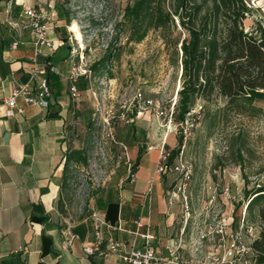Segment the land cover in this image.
<instances>
[{
  "label": "crops",
  "instance_id": "crops-1",
  "mask_svg": "<svg viewBox=\"0 0 264 264\" xmlns=\"http://www.w3.org/2000/svg\"><path fill=\"white\" fill-rule=\"evenodd\" d=\"M40 1L52 6L50 0H0V264H127L116 253L99 254L95 214L113 226H106L105 237L112 233L138 247L146 243L142 235L149 233L157 249L164 251L184 227L189 234L192 223L184 220L182 198L165 191V180L156 172L161 153L156 147L144 151L133 181L123 178L93 188L88 213L72 220L60 209L61 199L65 209L67 157L74 149H85L89 138L90 117L79 98L92 92L94 81L87 75L71 76L84 57L72 52L71 29L56 13L49 33L55 46L42 47L39 55L49 56L59 71L47 74L49 105L37 107L19 99L23 112L7 116L4 99L30 82L28 65L35 55L36 33L24 27L29 22L24 8ZM31 84L37 86L38 81ZM73 86L80 91L79 98L73 97ZM139 150L137 146L133 151L134 164ZM68 165L70 170L82 164L72 160ZM124 172L130 178V167ZM71 231L77 235L74 240ZM258 233L259 229L255 238Z\"/></svg>",
  "mask_w": 264,
  "mask_h": 264
},
{
  "label": "rangeland",
  "instance_id": "rangeland-1",
  "mask_svg": "<svg viewBox=\"0 0 264 264\" xmlns=\"http://www.w3.org/2000/svg\"><path fill=\"white\" fill-rule=\"evenodd\" d=\"M50 1L52 6L59 2L65 9L70 21L63 20V24L69 29L73 23L78 25L82 43L74 32L71 36L84 62L91 65L108 49L116 56L108 66L110 73L96 76L92 92L79 98L85 104L84 114L88 112L91 120L85 144L89 159L87 166L73 165L69 170L64 194L67 216L74 220L88 213L93 188L123 178L130 181L124 177L128 175L124 170L134 164L137 146H143L146 152L150 147L160 151L169 148L176 152L173 160L177 157L189 167L190 179H185V172L173 168L161 176L165 191L177 192L180 198L188 196L193 220L199 226L206 217L215 228L227 221L233 230L243 228L246 241L253 240L249 229L253 228L256 236L257 224L242 222L246 216L243 172L249 175L250 186L264 182V101L257 103L263 112L240 115L222 112L224 101L220 98L210 102L199 99L183 126L177 120L171 125L158 110L160 107L169 111L178 100L182 68L172 64L173 44H167L158 31H149L142 42L128 43V26L122 21L127 5L134 0ZM36 7L51 11L41 1ZM251 7L246 31L261 34L264 0H252ZM53 12L57 15L56 10ZM173 36H185L180 26ZM139 93L143 100L152 99L155 107H145L137 97ZM84 122L81 115V124ZM134 123L139 131H146L144 136L138 134L140 142L127 132L128 125ZM220 244L217 238L216 253L222 250Z\"/></svg>",
  "mask_w": 264,
  "mask_h": 264
},
{
  "label": "trees",
  "instance_id": "trees-1",
  "mask_svg": "<svg viewBox=\"0 0 264 264\" xmlns=\"http://www.w3.org/2000/svg\"><path fill=\"white\" fill-rule=\"evenodd\" d=\"M251 6L252 0H134L127 5L122 24L128 26V43L142 42L154 30L167 44H173L172 64L182 68V86L175 108L177 121L184 122L199 99L208 102L222 99V112L240 115L263 112L257 103L264 101V30L260 27L261 34L246 31L245 21ZM53 8L59 20L70 21L59 2ZM179 26L185 36L174 38ZM115 57L108 49L92 63V80L109 74L108 66ZM90 123L91 120L87 128L91 127ZM127 132L137 142L141 141L139 133L146 134L135 123L128 125ZM139 147L135 164L130 167L132 174L145 151L143 146ZM175 155L173 151V158ZM88 159L87 149H74L67 157L66 169L69 171L72 160L87 166ZM243 174L244 222L257 224L259 233L251 247L255 264H264V182L250 186L249 175ZM59 206L63 211V199Z\"/></svg>",
  "mask_w": 264,
  "mask_h": 264
},
{
  "label": "built area",
  "instance_id": "built-area-1",
  "mask_svg": "<svg viewBox=\"0 0 264 264\" xmlns=\"http://www.w3.org/2000/svg\"><path fill=\"white\" fill-rule=\"evenodd\" d=\"M51 11L38 9L35 6L25 7L24 14L29 19L25 28H32L36 33L35 42V55L28 65V72H30V82L24 83L16 87L12 93L4 99V104L8 106L7 116H14L16 113H22L23 109L17 104L19 99H22L29 105L37 107H47L49 105L47 98L51 95L50 87L48 85L47 74L49 72H59L54 64L49 60V56L45 55L44 59H40L41 48L46 47L53 50L55 43L50 40L49 33L55 27L53 20V6L50 7ZM73 33V31L71 32ZM69 42L72 45V52L76 53V48L73 45V38L69 36ZM92 77V70L90 65L83 62L79 66L72 68L71 76L78 78L80 76ZM38 81L37 86L31 84L32 81ZM95 94V92H93ZM72 95L74 98L81 96L80 91L76 86L72 87ZM139 100L144 101V106L155 107L152 99H142V94L137 95ZM177 100L172 104L169 111L160 109L158 113L166 116L169 123L174 122L176 119L175 107ZM187 122V119L184 121ZM184 122H177L183 126ZM176 124V123H173ZM187 132V130H185ZM131 167V166H130ZM185 172V179H190L189 167L185 166L181 159L173 160V150L163 148L158 159V166L156 169L157 174H167L172 169ZM129 177L133 181L134 174L129 173ZM171 197L177 198V192H170ZM183 205L185 208V222L191 221L192 227L187 233L186 228L181 232L177 241L169 243L164 247V251H160L152 242L154 236L149 233L142 235L146 241L143 246H130L125 241L117 239L112 233L105 237L104 229L107 227L113 228L105 220L95 214V235L96 247L99 254L107 256L109 253H116L122 261L127 264H255L254 253L252 251L251 243L255 239L253 236V228L249 229V233L253 240H245L243 228L240 230L231 229V223L227 221L221 222L216 228L209 222L208 218L202 220L200 226L195 222L192 210L188 204V196H182ZM244 225V218H243ZM138 223V222H137ZM141 227L144 226L140 222ZM242 225V227H243ZM220 239L222 250L215 252L214 242L217 238ZM77 237L72 231L70 232L71 240ZM105 246V247H104Z\"/></svg>",
  "mask_w": 264,
  "mask_h": 264
},
{
  "label": "bare ground",
  "instance_id": "bare-ground-1",
  "mask_svg": "<svg viewBox=\"0 0 264 264\" xmlns=\"http://www.w3.org/2000/svg\"><path fill=\"white\" fill-rule=\"evenodd\" d=\"M71 31L74 32L75 36H76V39L79 40V42H82V36H81V33L79 31V27L78 25H76L75 23L72 24V28H71Z\"/></svg>",
  "mask_w": 264,
  "mask_h": 264
},
{
  "label": "water",
  "instance_id": "water-1",
  "mask_svg": "<svg viewBox=\"0 0 264 264\" xmlns=\"http://www.w3.org/2000/svg\"><path fill=\"white\" fill-rule=\"evenodd\" d=\"M181 74H182V72H181Z\"/></svg>",
  "mask_w": 264,
  "mask_h": 264
}]
</instances>
